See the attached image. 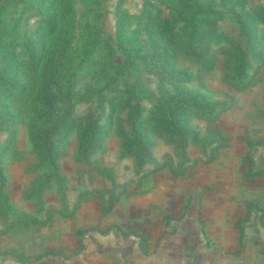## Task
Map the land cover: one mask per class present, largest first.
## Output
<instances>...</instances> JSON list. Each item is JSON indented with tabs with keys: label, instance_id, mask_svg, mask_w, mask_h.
<instances>
[{
	"label": "rangeland",
	"instance_id": "1",
	"mask_svg": "<svg viewBox=\"0 0 264 264\" xmlns=\"http://www.w3.org/2000/svg\"><path fill=\"white\" fill-rule=\"evenodd\" d=\"M188 1L202 10L187 14L186 0H0V264L38 254L64 264H264V23L240 64L232 38L197 56L174 39L156 47L151 9L185 35L192 16L235 31L234 0ZM241 1L251 17L264 9ZM21 57L30 62L16 71ZM16 72L21 90L11 94ZM193 100L198 112L184 116ZM137 112L149 118L131 131ZM89 114L104 129L92 151L78 129ZM68 118L48 154L42 131Z\"/></svg>",
	"mask_w": 264,
	"mask_h": 264
},
{
	"label": "trees",
	"instance_id": "2",
	"mask_svg": "<svg viewBox=\"0 0 264 264\" xmlns=\"http://www.w3.org/2000/svg\"><path fill=\"white\" fill-rule=\"evenodd\" d=\"M233 2V10L235 11L234 20L232 21L233 24H236L235 31H231L227 28L229 26H223L219 25V19H207L206 18H200L198 22H194V17H190L189 22L187 23L190 25V27L194 26L195 29H193L191 32L189 31V34L185 35L182 31L180 32L179 29H174V27L171 26V23L169 22V18L165 17L163 15L162 11L152 13L153 9L149 10V19L146 20L145 24L146 26L150 25V27L153 29L151 36L152 40L156 47H160L159 41L164 37L167 40L174 39L178 42V44H181L183 51L188 54L189 56H197L199 54L200 48L202 46H205L206 44L212 42V41H219L223 38H232L233 39V45L237 54V62L240 64L242 60H244V55L246 53V50H252L254 47H256L254 43V39L256 38V23H259V21L264 23V9L255 10L256 15L251 17V14L249 12L244 11V4L241 0H234ZM201 1H197V3H189L188 0H186L185 9L187 14H191L195 9L197 11L202 10V3ZM198 5V7H197ZM237 7V9H236ZM240 7V8H238ZM183 8V9H184ZM204 10V9H203ZM182 19V18H181ZM174 20V19H173ZM224 21H221L222 23ZM209 23L206 25L208 29L204 30V27L202 25ZM186 24V23H185ZM186 24V25H187ZM186 32V29H185ZM53 38V36H52ZM55 38V37H54ZM163 40V39H162ZM159 52H156L158 54ZM248 59V57H247ZM30 61L28 59L21 57L20 59L15 60V66L16 71L18 70V67L20 65L23 66V64H27ZM46 71L44 72L46 76L50 75L52 76L55 72V67L53 66V61L49 62L47 59L46 66H44ZM17 72L16 76L12 78L11 87H9L8 91L10 90V93L13 94L16 91H20L21 87L16 84L18 83L17 79ZM53 96L52 93H48L47 91L44 92V95L42 97V101L45 100V106H51V100L50 97ZM106 99V98H105ZM119 104V102H118ZM111 113L108 119L110 121H113L116 125L119 123V120H123L122 115L119 113L120 106L118 108V105L115 104L114 101L111 103ZM199 110V104L198 101L193 100L189 103V106L186 110H184V116H191L192 114H196ZM143 112H137L135 115H131V125L132 129L131 131H136L138 125L143 121V119L146 117L143 115ZM149 118V116L147 115ZM146 117V118H147ZM96 117H93L92 115H88L87 122L86 123H79L78 129H79V139H80V146L84 148V150L92 151L98 146V139L100 134L103 132V125L100 124V121ZM185 118L182 117V120ZM141 120V121H140ZM70 122L71 119L68 118L63 122L61 119H57L56 123L52 125L51 127H48V129L42 131L45 133L43 137H39L38 143L45 147L48 154L54 153V147L52 144V135L56 132V130H59L58 125H63L66 122ZM82 121V119H81ZM163 121L156 122V126H159L158 128L163 129L164 132H168V134L171 135L172 130L169 126H166L163 124ZM83 124V127H81ZM58 126V127H57ZM93 126V128L91 127ZM120 131L121 135L125 137V140L128 142L133 141L132 132L131 136L129 135V131H126L122 125H120ZM170 132V133H169ZM141 140V139H139ZM50 143L49 147L48 144Z\"/></svg>",
	"mask_w": 264,
	"mask_h": 264
},
{
	"label": "crops",
	"instance_id": "3",
	"mask_svg": "<svg viewBox=\"0 0 264 264\" xmlns=\"http://www.w3.org/2000/svg\"><path fill=\"white\" fill-rule=\"evenodd\" d=\"M50 256V254H48ZM30 255H27L26 258L27 260L31 257H29ZM49 256H43L42 257V254H38L35 258L38 259L39 261H37V263H30V264H64L60 261V259H55L54 257H49ZM94 256V255H92ZM140 256V254H139ZM46 257V258H45ZM134 258V257H133ZM113 261V260H112ZM138 259H133L132 260V264H137L138 263ZM121 262V261H120ZM122 263V262H121ZM26 264V263H25ZM104 264H113V263H109L108 260H105V263ZM123 264V263H122Z\"/></svg>",
	"mask_w": 264,
	"mask_h": 264
}]
</instances>
